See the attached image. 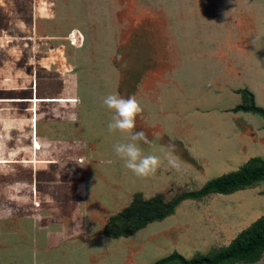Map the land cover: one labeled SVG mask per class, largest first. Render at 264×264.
Returning a JSON list of instances; mask_svg holds the SVG:
<instances>
[{
  "label": "rangeland",
  "instance_id": "1",
  "mask_svg": "<svg viewBox=\"0 0 264 264\" xmlns=\"http://www.w3.org/2000/svg\"><path fill=\"white\" fill-rule=\"evenodd\" d=\"M252 4L264 14L258 0H0V264L198 261L264 223V179L185 197L264 161V119L239 109L248 91L264 110ZM109 94L136 96L154 175L116 156ZM227 264H264V249Z\"/></svg>",
  "mask_w": 264,
  "mask_h": 264
},
{
  "label": "trees",
  "instance_id": "2",
  "mask_svg": "<svg viewBox=\"0 0 264 264\" xmlns=\"http://www.w3.org/2000/svg\"><path fill=\"white\" fill-rule=\"evenodd\" d=\"M249 97L248 107H240L239 109L252 114H257L264 119V110L254 105V98L251 93L244 91ZM264 179V161H259L255 169L245 166L240 173L225 177L222 179L212 180L203 186L199 191L185 195L188 198H201L210 193L229 194L237 190L241 185ZM264 249V223L254 230L246 229L241 232L233 244L225 251L212 258H202L198 261H186L178 255H172L163 258L154 264H170L176 262L178 264H227L230 262H255L260 252Z\"/></svg>",
  "mask_w": 264,
  "mask_h": 264
},
{
  "label": "clouds",
  "instance_id": "3",
  "mask_svg": "<svg viewBox=\"0 0 264 264\" xmlns=\"http://www.w3.org/2000/svg\"><path fill=\"white\" fill-rule=\"evenodd\" d=\"M104 105L113 110V116L108 123L109 132H119L126 138V142H120L114 145L116 156L122 160L123 166L131 171L135 176L146 178L156 173L160 167L161 158L155 154H142L139 142L150 143L144 132L134 131L136 117L142 112V108L135 95L127 99L118 94H109L104 98ZM161 151H165L161 148ZM165 157L168 164L175 169L180 168L179 157L174 155V145H168ZM79 229V225H77Z\"/></svg>",
  "mask_w": 264,
  "mask_h": 264
},
{
  "label": "crops",
  "instance_id": "4",
  "mask_svg": "<svg viewBox=\"0 0 264 264\" xmlns=\"http://www.w3.org/2000/svg\"><path fill=\"white\" fill-rule=\"evenodd\" d=\"M258 4H263L264 5V0H258ZM257 4V5H258ZM254 7L255 6H253V4L252 5H246V23H247V28H249V27H253V20H254V18L256 17V16H258V19H259V21L260 22H263V24H264V14H260V15H258L256 12H255V9H254ZM260 16V17H259ZM252 33H253V29H252ZM261 34V39H263L262 37L264 36V30L260 33ZM11 97H13V96H11ZM18 99V98H17ZM1 101V100H0ZM1 102H8V101H5V100H2ZM10 102H14V101H10ZM2 123V125L3 124H7V121H4V122H1ZM6 129H8V126L7 127H5ZM1 130V132L0 133H3L2 131L4 130L3 128H0ZM4 133H6V134H4ZM4 133H3V136L1 137V135H0V140L1 141H3V143H4V148L2 147V144H1V146H0V155H9L8 153H7V151H8V149H5L6 148V145L8 144L7 142H8V136H6L7 135V131L5 130L4 131ZM28 135H26V136H24L23 137V139H25L26 137H27ZM25 140H27V139H25ZM11 154V153H10Z\"/></svg>",
  "mask_w": 264,
  "mask_h": 264
},
{
  "label": "bare ground",
  "instance_id": "5",
  "mask_svg": "<svg viewBox=\"0 0 264 264\" xmlns=\"http://www.w3.org/2000/svg\"><path fill=\"white\" fill-rule=\"evenodd\" d=\"M201 77H202V76H201ZM198 127H199V126H198ZM198 127H197V128H198ZM199 128H200V127H199ZM199 128H198V129H199ZM201 129H202V128H201ZM205 142H206V141H205ZM207 145H208V144H207ZM208 146H209V145H208Z\"/></svg>",
  "mask_w": 264,
  "mask_h": 264
}]
</instances>
